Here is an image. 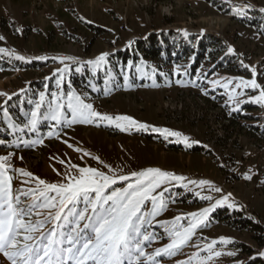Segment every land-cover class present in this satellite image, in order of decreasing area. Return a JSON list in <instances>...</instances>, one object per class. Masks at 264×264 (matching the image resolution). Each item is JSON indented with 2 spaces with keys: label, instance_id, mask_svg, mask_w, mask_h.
<instances>
[{
  "label": "rangeland",
  "instance_id": "obj_1",
  "mask_svg": "<svg viewBox=\"0 0 264 264\" xmlns=\"http://www.w3.org/2000/svg\"><path fill=\"white\" fill-rule=\"evenodd\" d=\"M248 1L264 9V0ZM228 2L0 0V37H3L0 48L7 50L0 53V63L8 66L7 70L0 71V93L8 94L0 95V130L3 131L0 156L11 153L7 175L12 177L13 195L20 189L36 186L35 180L23 176L17 169L31 172L49 183H60L66 182V171L71 170L70 174L75 175L79 167L96 168L108 175H130L133 171L159 168L185 179L163 185L168 189L163 192L166 206L152 218L151 225L144 226L153 237L144 242L145 252L152 253L169 243V234L157 221H173L179 216L182 219L177 223L186 227L192 220L189 214L210 207L223 197H228V203L213 208L190 241L175 255L156 257L157 264H187L189 260L191 264L200 261L254 264L257 258L264 262V257L259 255L263 250L246 231L211 217L216 209L226 207L228 213L247 212L255 220H264V143L256 138V129L250 130L256 134L255 138L248 133V126L264 127V104L249 99L264 90V13L257 15L250 11L249 17L243 16L245 6L239 7L243 10L241 13ZM241 18L258 25L244 23ZM169 30L184 39L206 31L223 41L225 52L214 61H203L192 73L191 57L182 60L171 69V80L163 75L157 78L154 67L144 60L134 66L135 79L129 74V68L116 74L107 59L100 67L85 62L101 53L118 51L128 42L143 39L150 33ZM180 31H186L187 35ZM229 46L234 49L232 53L228 52ZM224 56L230 62H223ZM64 57L73 59L63 60ZM218 62L231 66L232 70H213ZM29 64L36 65L27 68ZM137 65H142L139 70ZM82 75L84 80L75 85ZM237 78L255 79L261 87H237L240 83ZM33 83H40L41 87L35 88ZM69 91L102 114L128 115L148 125V129L122 131L107 122L68 124L71 119V111L66 106ZM41 92L45 93L43 101ZM53 92L63 95V119L59 123L50 119L49 105L55 103ZM15 97L18 100L12 102L11 108H3ZM37 103L41 105L38 122L35 130L30 131L25 125ZM153 128L180 132L189 138L188 145L177 142L176 137L165 138L162 133L152 131ZM37 140L43 142L33 143ZM199 181L208 183L201 185ZM124 185L125 181H117L112 187ZM217 188L220 191H215ZM76 207L82 210L84 202L80 201ZM38 211L42 212L41 216L27 219H43L49 210ZM51 226L50 221L45 224V228ZM221 237L228 242H221ZM212 241L216 244L208 250L206 246ZM239 244L252 252H241ZM214 252L222 254L215 256ZM0 264H10V261L0 254Z\"/></svg>",
  "mask_w": 264,
  "mask_h": 264
},
{
  "label": "snow or ice",
  "instance_id": "obj_2",
  "mask_svg": "<svg viewBox=\"0 0 264 264\" xmlns=\"http://www.w3.org/2000/svg\"><path fill=\"white\" fill-rule=\"evenodd\" d=\"M236 11L243 12L239 8ZM184 34L187 35L186 32ZM6 51L0 48V53ZM233 51L234 49L229 46L228 52ZM8 54L15 55L11 52ZM107 56L108 53H101L87 63L100 67ZM16 58L25 59L23 56ZM37 59H45V57H37ZM62 59L71 60L73 58L64 57ZM131 63L129 61L130 65ZM137 68L139 70L140 66L137 65ZM57 71L63 70L57 69ZM237 79L240 81L237 87L253 89L261 87L255 79ZM0 95L7 96L8 94L0 93ZM39 95L40 100L43 101L45 93L41 92ZM51 95L55 103L49 105L50 119L59 123L63 119L61 111L64 107L61 102L63 95L57 92ZM229 98L233 99L232 96ZM249 99L258 104H264V90ZM40 106V103L36 104V108L31 112L30 120L25 125L30 131L36 128ZM66 106L71 111L68 124L107 122L110 125L114 124L122 131L132 128L148 129V125L128 115L113 117L102 114L96 111L92 104L85 103L72 91L67 93ZM236 107H239V102ZM152 131L162 133L165 138L176 137L177 142L188 145L189 138L180 132L167 128H153ZM49 135L52 133L49 132ZM42 142L37 140L33 143ZM77 151L81 150L77 149ZM85 155L90 154L85 152ZM10 156L11 153L7 156H0V254H3L10 264H126V262L127 264H133V262L135 264H157L156 257L175 255L188 243L196 229L208 219V213L213 208L228 203V197H223L210 207L189 214L192 220L186 227L177 223L182 219L179 216L173 221H157L165 227L170 240L163 247L147 253L144 251V242L153 237L144 226L151 225L152 218L158 216L166 206L163 192L168 189L163 185L166 182L182 181L184 177L162 171L159 168L133 171L130 175H108L96 168L79 167L75 175L70 174L71 170L64 173L66 182L49 183L35 177L31 172L17 169L16 171L23 176L35 180L36 186L20 189L14 196L11 185L12 177L7 175V169L10 167L7 161ZM72 168L76 169V166L73 165ZM245 178L250 177L245 176ZM117 181H125V185L113 188L112 186ZM28 182L25 181V183ZM190 183L195 182L190 181ZM199 183L204 185L208 182L199 181ZM215 191L218 192L220 189L217 188ZM208 199L211 198L208 197ZM80 201H83L85 205L82 210L76 207ZM228 206L235 207L234 204H228ZM38 209L49 211L43 219L35 221L27 219L31 216H41L42 212ZM49 221L52 222L51 228H45V224ZM220 241L228 242L224 237H221ZM214 244L216 241H212L206 247L211 250ZM221 254L220 252L213 253L215 256ZM228 254L235 255V253ZM259 255L264 257V252H260ZM178 264H184V262H178ZM187 264H191V260ZM199 264H203V261Z\"/></svg>",
  "mask_w": 264,
  "mask_h": 264
},
{
  "label": "trees",
  "instance_id": "obj_3",
  "mask_svg": "<svg viewBox=\"0 0 264 264\" xmlns=\"http://www.w3.org/2000/svg\"><path fill=\"white\" fill-rule=\"evenodd\" d=\"M161 1L166 2L167 0ZM242 21L250 25L256 24L254 21H250L248 19H242ZM97 30L100 31V29ZM190 35H188V37L184 39L182 37L178 38L176 33L172 31L150 33L148 36H146V38L134 40L129 48L123 51L115 52L109 55L106 59L108 60L111 68L118 75H120L121 72L128 70L129 68V74L133 79H135L134 77H136V72L134 70V66L138 64L139 60H144L150 63L149 66L151 65L154 67L157 78L160 79L161 75H163L164 77H166V79L168 78L171 80V69L177 67V65L184 59H188L191 57L192 63L190 64V70L192 73L200 67L203 61H214L216 56L224 54L225 45L220 39L211 35L200 37H194ZM228 59L229 58L224 56L223 62H230ZM129 61L132 62L131 65L129 64ZM223 62L216 63L213 67V70H216L218 68H226L228 70H232L231 66H228ZM35 65L36 64H29L26 67L31 68L35 67ZM84 66L85 65H82V67ZM7 67V65L0 63V71L7 70ZM146 67H148V65H146ZM72 68L73 67H71V70ZM243 69L245 71V68ZM81 80H84L83 75L76 80L75 85L79 86ZM32 85L33 87L38 89L41 87L40 83H33ZM16 100H18L17 97L12 98L7 102V104L3 106V108H11L12 102H15ZM1 124L2 121L0 119V125ZM248 128V133L253 138H255L256 134L254 132H251L250 130L256 129L255 131L257 132L258 136H256V138L258 139V141L264 143V127L263 129H260L257 126L254 128H250V126H248ZM2 132L3 131L0 130V136H2ZM213 216L216 217L217 221L219 222H223L234 228L246 231L255 245L258 248L262 249L264 252V220L263 222L255 220L252 217L244 215L242 212L233 211L232 213H228V209L226 207L216 209L215 212L211 214V217ZM238 246H240V251L243 253L249 254L252 252V250L244 244H239ZM253 262L254 264H264V262L259 258L255 259V261Z\"/></svg>",
  "mask_w": 264,
  "mask_h": 264
},
{
  "label": "built area",
  "instance_id": "obj_4",
  "mask_svg": "<svg viewBox=\"0 0 264 264\" xmlns=\"http://www.w3.org/2000/svg\"><path fill=\"white\" fill-rule=\"evenodd\" d=\"M241 5L245 6L246 9H250V8L258 9L254 2L248 1V0H241V1L237 2L234 7L239 8ZM205 33H207V32L205 31ZM246 216L251 217L252 215H250L246 212Z\"/></svg>",
  "mask_w": 264,
  "mask_h": 264
}]
</instances>
